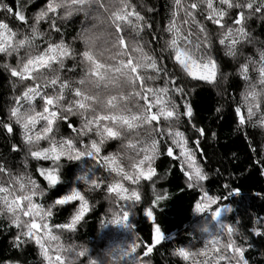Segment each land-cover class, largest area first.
I'll return each instance as SVG.
<instances>
[{
	"label": "snow or ice",
	"instance_id": "snow-or-ice-1",
	"mask_svg": "<svg viewBox=\"0 0 264 264\" xmlns=\"http://www.w3.org/2000/svg\"><path fill=\"white\" fill-rule=\"evenodd\" d=\"M16 2V11L2 2L0 11L27 26V30L23 33L14 31L6 19H0V54L5 58H15V65L5 62L0 67L10 72L11 77L17 78L16 82L25 85V88L20 96L15 97V105L9 109L8 120L0 122V128L6 130L7 134H13L14 122L21 131L23 146L30 156L36 160L51 161L50 167L37 169L47 181L48 189L62 182V158L69 162H82L84 157H88L95 163L78 175L76 180L82 181L90 191H103L101 186L105 184L106 178L96 176L94 169L102 168L110 177L114 173L113 182L106 186L112 205L108 211L113 216L109 223L126 225L132 210L142 202L141 181H153L156 176L153 161L160 154V140L171 141V145L180 149V156L183 157L181 164L187 166L184 176L189 188L194 187L193 181L198 184L207 180V173L198 164L195 151L187 146L190 137L179 128L182 118L187 117L185 123L198 137L193 141L197 147L199 137L206 135V130L193 122V108L184 100L186 84L190 78L191 81L215 85L220 78L226 81L228 74L222 72L220 62L212 55L213 42L208 30L197 21L196 15L201 14L205 20L218 26V44L224 46L225 56L236 58L238 45L252 42L246 31L247 20L257 14L264 18V0H219L218 6L214 0H193L187 6L182 5V0H174L176 10L172 12V19L165 29L171 38L165 41V49L161 50H170L167 59L173 62L174 71H169L163 64V56L158 59L139 42L128 39L126 30L129 28L137 36L145 28H151L130 0H47L30 23L24 11L26 5L21 7V0ZM27 3H32V0H27ZM93 5L97 9L94 16L96 23L84 28L74 38V42L77 39L81 42L82 50L74 48L62 38L57 20H66L75 13H83L87 18ZM181 10L184 12V23L188 25V28L183 29L187 35L176 23L177 13ZM148 11L153 9L149 8ZM60 12L63 14L60 15ZM41 22L48 23L47 33L40 30ZM193 25L198 31L191 30ZM53 34H60L61 38L56 40ZM193 36L196 37L194 47ZM257 51L258 60L249 57L238 69V74L245 82L241 106L234 109L241 126L252 123L258 113L261 115L256 123L264 125V49ZM68 60H78L83 66L78 81L61 75L60 70L66 68ZM75 66L68 71H73ZM149 70L152 74H149ZM250 70L258 73L255 82L249 75ZM158 80L163 81L162 85L153 86L149 83ZM176 98L183 100V111ZM37 101L42 110H37ZM242 107L246 108L247 120L241 115ZM216 111L219 113L221 109L217 108ZM71 117L79 118V129L72 127ZM62 122L67 123L75 137L57 140L56 134ZM141 130L145 133L144 137L140 135ZM92 134L96 138H90L87 144L83 143V138L91 137ZM112 140L121 142L120 148L127 158V167L122 165L119 151L101 155L102 147ZM41 141L47 142L48 146L40 147ZM12 149L17 150V145H12ZM167 155H173L171 146L167 149ZM5 171V167L0 165V174ZM121 181H128L135 187H125ZM10 183V187L0 184V215L6 213L10 227L17 230L14 248L22 250L23 245L34 242L47 264H84L80 258L86 256L87 264H104V261L91 259L88 249L83 246L72 244L65 247L60 242V236L52 231L53 228L75 231L85 213L90 210L89 201L76 187L45 206L34 198H44L46 192L30 176L13 177ZM153 192L155 199L152 204L166 199V194L156 193L155 188ZM234 192L238 194L239 190ZM218 199L205 192L202 197L204 202H198L195 211L205 212L211 205L217 204ZM72 201H78L79 207L69 222L56 225L47 222L57 206ZM144 211L146 218L154 224V209L146 208ZM221 211L230 212L231 209L217 207L211 214L212 218L215 220L219 217ZM255 224L264 225V220L258 218ZM41 229L43 235L40 234ZM153 231L152 245H156L164 236L158 226ZM252 231L255 235H264L259 227L254 226ZM235 232L232 226L223 224L213 236V251L222 247L231 253V257L219 255L217 264L218 260L231 264L233 259L235 264H248L245 249L233 239ZM224 234L227 235L228 243L221 245L220 236ZM137 240L128 245L126 250L110 251L107 255L113 257L111 264H121L125 257H128L126 264H149L147 259L133 255L141 246ZM152 250V246H146L144 257H148ZM174 254L184 260L190 258L185 248H179Z\"/></svg>",
	"mask_w": 264,
	"mask_h": 264
},
{
	"label": "trees",
	"instance_id": "trees-1",
	"mask_svg": "<svg viewBox=\"0 0 264 264\" xmlns=\"http://www.w3.org/2000/svg\"><path fill=\"white\" fill-rule=\"evenodd\" d=\"M0 2L7 4L13 11L17 10L16 0H0ZM191 2L193 0H182V5L187 6ZM46 3L47 0H32L30 4L27 3V0H21V7L26 5L24 11L29 23L34 14ZM130 3L145 17L151 28H145L139 36L129 28L126 30L128 39L139 42L146 51L154 54L158 59L163 56V64L168 67L169 71H174L173 62L167 59L170 50L161 51L165 49V41L171 38V34L165 29L172 19V12L176 10L174 0H130ZM214 3L218 6L219 0H214ZM149 8L153 11L149 12ZM96 11V6L93 5L87 18L83 13H75L66 20H57L64 41L74 48L82 50L83 45L78 39L74 42V38L84 28L91 27L92 24L96 23L94 19ZM62 14L60 12V15ZM0 19H6L14 31L23 33L27 30V26L16 21L14 17L8 18L2 11H0ZM196 19L208 30L209 37L213 42L212 55L220 62L222 72L228 74L226 81L220 78V81L215 85L191 81L190 78L186 84L187 94L184 100H187L193 108V122L204 128L206 135L199 137V147H197L193 141L198 137L185 123L187 117L182 118L179 128L185 132L187 137H190L187 146L195 151L198 164L207 173V180L198 184L193 181L194 187L189 188L187 178L184 176L187 166L181 164L183 157L180 156V149L171 145V141L160 140V154L153 161L156 176L153 177V181H141L142 202L137 204L130 213L127 224L132 236L128 234L129 242L127 240L126 242L129 245L139 239L137 243H140L141 246L133 255L147 259L149 264H191V260H184L174 253L179 248L192 247L198 248L205 255L207 260L204 257L201 259L204 263L217 264L219 255L231 257V253L229 251L224 252L222 247L218 251H213L211 240L204 241V237H201L202 230L198 225H204L202 221L206 219L210 223L211 214L217 207H227L231 211L224 215V224H229L236 229L233 239L237 245L245 249L244 255L248 264H264V235H255L252 231L254 226L264 231V225L255 224L258 218L264 220V125L256 123L261 115L258 113L253 118L252 123L241 126L239 118L234 112L237 106H241V93L245 90V82L238 74L239 66L249 57L258 60L257 49H264V18L257 14L247 20L246 31L252 42H243L238 45L236 58L225 56L224 46L218 44L220 37L218 26L205 20L203 15L198 13ZM176 23L182 32L183 29L188 28V25L184 23L182 10L177 13ZM39 28L42 32L47 33L48 23L41 22ZM191 30L198 31L194 25ZM183 34L187 35L186 32ZM53 38L59 40L61 36L60 34H53ZM192 40L194 47L196 37L193 36ZM5 62L15 65V58H5L3 54H0V64ZM74 64L76 65L74 70L68 71V69L73 68ZM83 70V66L79 64L78 60H68L66 61V68L60 71L65 78L78 81ZM149 74H152L150 70ZM249 75L255 82L258 73L250 70ZM16 81L17 78L11 77L10 72L0 67V122L8 120L9 109L15 105V97L20 96L25 88V85ZM14 82H16L15 88H13ZM149 83H152L153 86H160L163 81L158 80ZM176 99L177 103L180 104V110L183 111V100ZM37 103V110H42L39 107L40 102L37 101ZM217 108H220L221 112L217 113ZM241 115L247 120L246 108L242 107ZM70 122L73 128L79 129L78 117H71ZM253 124L256 126L254 127ZM39 127L38 125L37 130ZM140 135L144 137L145 133L141 130ZM69 136L75 137V133L68 127L67 123L62 122L56 138L59 140L61 137L68 138ZM90 138L96 137L94 134L91 137L86 136L83 138V143L87 144ZM120 143L116 140L108 141L102 147L101 155L119 151L121 163L127 167L128 161L120 148ZM14 144L17 145L15 151L12 149ZM47 146V142H40V147ZM77 146H81L79 141H77ZM169 146L173 149L171 157L167 155ZM128 155H133V153H128ZM62 162L64 165L61 170L62 182L54 188L48 189L47 181L37 169L50 167L51 161L36 160L30 156L23 146L21 131L14 122L13 134H7L6 130L0 128V165H3L6 170L4 174H0V184L10 187V181L13 177L30 176L45 190L46 196L44 198H34L36 202L45 206L68 194L72 187H76L89 201L90 210L85 213L75 231L58 229L61 231L60 239L64 244H74L87 248L88 256L91 259L96 260L95 256L107 257L110 251L116 250V243H120L122 240L125 242V235L123 239V235L117 230L116 224L109 223L113 216L108 211L112 205L106 192V186L107 183L113 182L115 174L113 173L110 177L104 169L96 167L94 169L95 175L106 178L105 184L101 186L104 190L90 191L89 187L82 181H77L76 177L92 167L95 162L88 157H84L82 162H69L66 158H62ZM9 173L10 175H8ZM121 182L124 183L125 187H135L128 181ZM153 188H155L156 193L166 194V199L158 204H152L155 199ZM235 190H239V193L236 194ZM205 192L219 199L217 204L211 205L212 211L208 213L210 217L200 218L201 214L195 211V205L203 201L202 197ZM112 199H114V194H112ZM78 207V201L57 206L47 222L50 225L69 222ZM146 208L154 209V224L152 220L146 218L144 211ZM155 225L161 229L164 239L159 244L152 245ZM210 229L212 234L216 235L219 232L212 228V223ZM16 231L15 227H10L7 214L0 215V264H9V262H13V264H47L43 261L39 248L34 242L23 245L22 250L13 247ZM220 238L228 242L226 234L221 235ZM146 246H152L153 249L148 257H144ZM80 259L84 261V264H87V256ZM106 260L108 262H104V264H111L113 257L109 256ZM127 260L128 257H125L121 264H126ZM218 264H227V261L218 260Z\"/></svg>",
	"mask_w": 264,
	"mask_h": 264
},
{
	"label": "rangeland",
	"instance_id": "rangeland-1",
	"mask_svg": "<svg viewBox=\"0 0 264 264\" xmlns=\"http://www.w3.org/2000/svg\"><path fill=\"white\" fill-rule=\"evenodd\" d=\"M204 201H202L201 203H203ZM212 207L210 206L208 209L205 210V212L203 213H200L201 214V217L200 218H204V216H209L208 213H210L212 211L211 209ZM221 209H224V207H220ZM226 214V211H221V214L219 217H217L215 220L212 219L210 217V223H208L207 219L202 221L204 225L200 224V226L198 225V227H200V229L202 230V238L205 239L204 241L208 242V240H212L213 236L215 234H212L211 233V229H210V224L212 223V228H214L216 231H220L221 230V225L224 224V220H223V217L224 215ZM27 219V218H25ZM37 222L39 223L40 221L37 219ZM156 226V225H155ZM116 228L118 231L121 232V234L123 235V239H124V235H125V242L122 240L120 243H116V250H124L126 249V247H128V234L131 235L129 233V228H128V224L126 225H116ZM53 233L54 234H57L60 236L61 238V231L58 230V229H52ZM216 231H214V233H216ZM40 234L43 235V229L40 230ZM132 236V235H131ZM126 240L128 242H126ZM60 242L63 243L60 239ZM220 242H221V245H224V244H227L228 242L222 238H220ZM55 243V242H54ZM64 244V243H63ZM132 244V243H130ZM129 244V245H130ZM69 244H64L65 247H67ZM187 251H189L190 253V258L188 259V261L191 262V264H209V262H206L204 263L201 259L202 257L205 258V255L202 254V252H200V250L197 248H186ZM222 250L224 252H226L223 248ZM230 252V251H229ZM70 255V254H69ZM109 257V256H107ZM107 257H102V256H95V259L98 260V261H104V262H108L106 259ZM112 257V256H111ZM195 259V260H194ZM206 259V258H205ZM207 260V259H206ZM46 262V261H45ZM231 264H235V260H232Z\"/></svg>",
	"mask_w": 264,
	"mask_h": 264
}]
</instances>
